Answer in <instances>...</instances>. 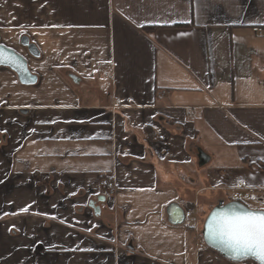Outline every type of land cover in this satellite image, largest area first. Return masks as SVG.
<instances>
[{"label":"crops","instance_id":"obj_1","mask_svg":"<svg viewBox=\"0 0 264 264\" xmlns=\"http://www.w3.org/2000/svg\"><path fill=\"white\" fill-rule=\"evenodd\" d=\"M254 28L264 0H0V44L37 77L0 67V264H256L201 235L264 194Z\"/></svg>","mask_w":264,"mask_h":264},{"label":"snow or ice","instance_id":"obj_2","mask_svg":"<svg viewBox=\"0 0 264 264\" xmlns=\"http://www.w3.org/2000/svg\"><path fill=\"white\" fill-rule=\"evenodd\" d=\"M4 63L11 64L15 61L12 57H5L0 51V64ZM206 228L207 239L219 245L231 259L252 257L258 264H264V210L254 211L231 206L212 214Z\"/></svg>","mask_w":264,"mask_h":264},{"label":"water","instance_id":"obj_3","mask_svg":"<svg viewBox=\"0 0 264 264\" xmlns=\"http://www.w3.org/2000/svg\"><path fill=\"white\" fill-rule=\"evenodd\" d=\"M21 45L24 46L31 55L38 56V52H37L36 48L32 44H29L27 39L22 38L21 39ZM0 51L3 52V55L5 57H12V58H14V61H15V63H11V64H9V63L0 64V67H6V68L10 69L11 71H13L17 75L18 80L20 81L21 84H24V85L35 84L37 77L30 72L28 65H27V61L22 55L18 54L13 49L8 48L7 46L2 45V44H0ZM104 199H105L104 197H101V201H104ZM231 206H236L237 208H241V209H250L249 207H247L244 203H242L240 201H231V202H228L226 204L214 207L208 213V215L206 216L204 223H203L202 233H201L203 242L207 247L216 251L222 257H224L225 259H227L231 262L239 263V262H244V261H253L254 263L258 264V262L255 259H253L252 257H246V258H240L238 260H233L230 258L228 253H226L225 251H223L220 248L219 245H217L216 243L207 239L206 224H207V221L209 220V218L212 216V214H214L216 212H220L221 210L229 208ZM90 208L94 211L95 214H99L100 209H99V207H96L94 205V203L90 204ZM250 210H253V209H250ZM254 211H260V210H254Z\"/></svg>","mask_w":264,"mask_h":264},{"label":"rangeland","instance_id":"obj_4","mask_svg":"<svg viewBox=\"0 0 264 264\" xmlns=\"http://www.w3.org/2000/svg\"><path fill=\"white\" fill-rule=\"evenodd\" d=\"M6 43H9V42H6ZM12 44H17V43L13 42ZM252 197H255V199H252ZM236 198H240L241 201L250 209L264 210V194L262 195H248V194L244 195L243 194ZM259 199H262V201L260 202Z\"/></svg>","mask_w":264,"mask_h":264},{"label":"built area","instance_id":"obj_5","mask_svg":"<svg viewBox=\"0 0 264 264\" xmlns=\"http://www.w3.org/2000/svg\"><path fill=\"white\" fill-rule=\"evenodd\" d=\"M252 31L257 33L260 36L264 35V29H262V28H254ZM162 94L164 95L165 92L162 91ZM238 184H239L238 186H243V184H241V183H238ZM114 194H115L114 183H112V182L107 183V185H106V196L111 198ZM195 215H196V213L194 210H190V211L185 212L186 218L191 217V216L194 217ZM194 218H196V216Z\"/></svg>","mask_w":264,"mask_h":264},{"label":"trees","instance_id":"obj_6","mask_svg":"<svg viewBox=\"0 0 264 264\" xmlns=\"http://www.w3.org/2000/svg\"><path fill=\"white\" fill-rule=\"evenodd\" d=\"M157 29L158 27H146V26L141 27L142 32L150 33V34H153Z\"/></svg>","mask_w":264,"mask_h":264}]
</instances>
